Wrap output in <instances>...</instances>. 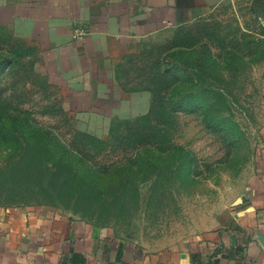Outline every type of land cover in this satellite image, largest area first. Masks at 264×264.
Returning a JSON list of instances; mask_svg holds the SVG:
<instances>
[{
    "label": "rangeland",
    "instance_id": "1",
    "mask_svg": "<svg viewBox=\"0 0 264 264\" xmlns=\"http://www.w3.org/2000/svg\"><path fill=\"white\" fill-rule=\"evenodd\" d=\"M35 61L0 24V207L61 209L163 249L226 222L261 175L264 0H228L136 47L124 79L152 92L151 111L105 133Z\"/></svg>",
    "mask_w": 264,
    "mask_h": 264
},
{
    "label": "crops",
    "instance_id": "2",
    "mask_svg": "<svg viewBox=\"0 0 264 264\" xmlns=\"http://www.w3.org/2000/svg\"><path fill=\"white\" fill-rule=\"evenodd\" d=\"M227 1L5 0L0 24L26 45L83 126L94 127L87 131L104 132L116 119L151 111L152 92L124 79L126 56ZM260 172L226 222L163 249L61 209L0 207V264H264V159Z\"/></svg>",
    "mask_w": 264,
    "mask_h": 264
},
{
    "label": "built area",
    "instance_id": "3",
    "mask_svg": "<svg viewBox=\"0 0 264 264\" xmlns=\"http://www.w3.org/2000/svg\"><path fill=\"white\" fill-rule=\"evenodd\" d=\"M83 35H84L83 32H78L77 35H76V37H82Z\"/></svg>",
    "mask_w": 264,
    "mask_h": 264
},
{
    "label": "trees",
    "instance_id": "4",
    "mask_svg": "<svg viewBox=\"0 0 264 264\" xmlns=\"http://www.w3.org/2000/svg\"><path fill=\"white\" fill-rule=\"evenodd\" d=\"M143 118H144V117H142V119H143ZM139 119H141V118H139ZM139 119H138V120H139Z\"/></svg>",
    "mask_w": 264,
    "mask_h": 264
}]
</instances>
